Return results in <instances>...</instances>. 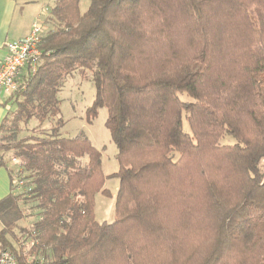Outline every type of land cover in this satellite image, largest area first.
<instances>
[{
    "label": "trees",
    "instance_id": "16d2710c",
    "mask_svg": "<svg viewBox=\"0 0 264 264\" xmlns=\"http://www.w3.org/2000/svg\"><path fill=\"white\" fill-rule=\"evenodd\" d=\"M89 1L85 13L55 1L38 69L10 97L0 168L12 152L32 191L18 194L9 169L0 252L19 264H264V0ZM87 72L88 120L107 109L118 149L111 223L96 220L110 177L88 138L61 137V118L19 138L59 116L65 83ZM29 203L31 229L20 226Z\"/></svg>",
    "mask_w": 264,
    "mask_h": 264
},
{
    "label": "rangeland",
    "instance_id": "374dc122",
    "mask_svg": "<svg viewBox=\"0 0 264 264\" xmlns=\"http://www.w3.org/2000/svg\"><path fill=\"white\" fill-rule=\"evenodd\" d=\"M29 1V0H24ZM34 8L36 10L35 15L42 12V18L40 21L42 25L46 24V28L49 30L53 27L52 23L48 20L49 13L52 7L55 5L56 0H34ZM90 5L89 0H81L80 10L85 13ZM30 8V6H29ZM48 8V9H47ZM34 19V17L32 18ZM91 72H87L82 75L75 73L70 77L59 93V99L61 101V114L57 117H50L46 123L42 126V129L37 128L38 122L32 120L28 125L22 126V132L19 138H25L33 134L39 135L43 131H50L56 126L57 121L61 118L64 121V126L60 130V135L63 138L74 139L77 137L88 138L93 146L98 149L102 154L103 171L107 177H110L119 171V163L116 159L118 152L117 146L112 141L111 134L106 127L108 118V110L103 108L99 110L98 116L91 122L87 117V110L90 108L96 97V90L94 83L91 80ZM183 101H187L186 94L180 96ZM184 131L191 133L189 123L184 117L183 120ZM235 139L231 136H226L221 143L233 144ZM5 160L11 165L13 153H4ZM84 163L88 162V158L83 159ZM14 170L16 168L14 167ZM106 188L110 190L111 197H105L102 194L96 197V220L100 223L113 222L115 216V201L119 190V180L117 178L110 177L106 182ZM32 204H24L25 219L20 222L22 228L31 229L35 222L36 210L32 208ZM2 225L0 223V229ZM19 236H22L20 230H17Z\"/></svg>",
    "mask_w": 264,
    "mask_h": 264
},
{
    "label": "built area",
    "instance_id": "2783aa9c",
    "mask_svg": "<svg viewBox=\"0 0 264 264\" xmlns=\"http://www.w3.org/2000/svg\"><path fill=\"white\" fill-rule=\"evenodd\" d=\"M44 35V27L40 20L33 25L31 32L23 39L8 42L6 44L7 55L0 65V92L9 97L14 96L22 90L23 75L30 66L33 73H36L41 62L42 51L40 49ZM21 159L13 158L11 167H21ZM21 169L14 170V186L18 194L29 193L31 188H27ZM35 242H27L29 248L35 246ZM0 264H19L16 256L10 251L0 252Z\"/></svg>",
    "mask_w": 264,
    "mask_h": 264
},
{
    "label": "crops",
    "instance_id": "0c3cea01",
    "mask_svg": "<svg viewBox=\"0 0 264 264\" xmlns=\"http://www.w3.org/2000/svg\"><path fill=\"white\" fill-rule=\"evenodd\" d=\"M34 5V0H0V65L7 55L6 44L28 36L32 25L42 18V12L35 15ZM15 108L14 101L0 92V127ZM8 166L14 170L10 164ZM9 169L0 168V201L12 192Z\"/></svg>",
    "mask_w": 264,
    "mask_h": 264
}]
</instances>
